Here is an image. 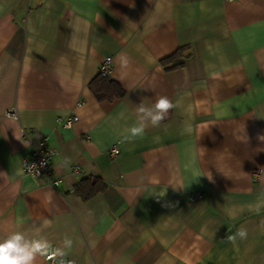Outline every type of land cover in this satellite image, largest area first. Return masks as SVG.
Masks as SVG:
<instances>
[{"label": "crops", "instance_id": "1", "mask_svg": "<svg viewBox=\"0 0 264 264\" xmlns=\"http://www.w3.org/2000/svg\"><path fill=\"white\" fill-rule=\"evenodd\" d=\"M181 48L182 64L161 63ZM104 56L124 90L111 101L89 89ZM158 96L175 105L167 119L122 143ZM260 136L264 0H0V240L67 236L72 264H264ZM42 137L55 187L22 171ZM88 176L104 187L83 199Z\"/></svg>", "mask_w": 264, "mask_h": 264}, {"label": "clouds", "instance_id": "2", "mask_svg": "<svg viewBox=\"0 0 264 264\" xmlns=\"http://www.w3.org/2000/svg\"><path fill=\"white\" fill-rule=\"evenodd\" d=\"M119 60L121 67H126L129 63L124 54L120 55ZM174 107L175 105L167 96H158L150 107H146L141 101L136 108V112L140 114L139 119L126 129V133L122 135L121 142L143 137L149 127H159L167 119L170 110ZM123 115L121 113L122 118ZM259 139L264 140V136H260ZM4 174L0 173V176ZM17 174L20 173L18 172ZM208 178L211 180V176ZM262 207H264V199L257 202L255 211H260ZM237 238L246 240L248 238L247 228L241 227L235 234L229 235L227 241L235 244ZM72 248L73 240L67 236L62 239V246L54 247L46 239L28 240L22 232L15 231L0 240V264H35L37 257L53 261V264H57V262L58 264H65V257Z\"/></svg>", "mask_w": 264, "mask_h": 264}, {"label": "built area", "instance_id": "3", "mask_svg": "<svg viewBox=\"0 0 264 264\" xmlns=\"http://www.w3.org/2000/svg\"><path fill=\"white\" fill-rule=\"evenodd\" d=\"M226 1H232V0H226ZM112 65V58L110 56H104L100 61V67H99V74L104 77H109L110 70ZM77 105H80V102L77 103ZM7 115L11 118L17 119V113L15 109L9 110L7 112ZM78 120V116L75 114H71L65 117H58L57 122L60 126L64 128H70L75 121ZM109 156L115 157L118 155L119 150L116 146H113L109 150ZM55 154V150L49 145L47 137H42L36 144V146L33 147L31 154L29 158H26L22 162V171L23 174L39 180L41 183L55 187L58 184V178L54 176L53 169L51 166V158ZM71 173L73 174H79L80 168L79 166H72ZM252 174L255 178H259L261 175V170L258 168H255L252 170ZM201 197V194L199 192H192L189 193L188 199L190 201H194ZM45 261L49 262L50 264H53V261L47 260L44 258ZM58 264V262H57ZM65 264H72L69 260L65 259Z\"/></svg>", "mask_w": 264, "mask_h": 264}, {"label": "trees", "instance_id": "4", "mask_svg": "<svg viewBox=\"0 0 264 264\" xmlns=\"http://www.w3.org/2000/svg\"><path fill=\"white\" fill-rule=\"evenodd\" d=\"M184 51L185 50L183 48L177 50V52H175L173 55L161 60V63L166 66L167 63L173 60L176 62V65L182 64L183 59L186 56ZM89 89L98 100L111 101L123 96L124 94V90L117 82L111 80L109 77H104L99 73L97 74L96 78L89 83ZM103 187L104 184L99 178L88 176L86 178L80 179L75 184L74 189L81 195L83 199H87L91 195L102 190Z\"/></svg>", "mask_w": 264, "mask_h": 264}]
</instances>
